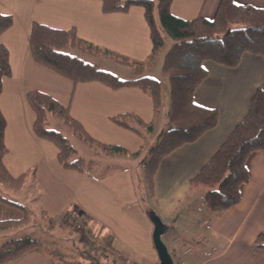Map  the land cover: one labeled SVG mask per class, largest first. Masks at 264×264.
<instances>
[{
  "label": "crops",
  "instance_id": "1",
  "mask_svg": "<svg viewBox=\"0 0 264 264\" xmlns=\"http://www.w3.org/2000/svg\"><path fill=\"white\" fill-rule=\"evenodd\" d=\"M232 1L235 5L264 9V0ZM219 2L172 0L170 12L181 19H193L200 14L211 20ZM0 14L13 18L11 28L0 37V43L9 53L11 68V75L2 80L0 95V111L6 121L4 142L8 149L3 165L11 176L33 172V179L43 191L56 188L63 179L68 178L69 187L77 185L84 196L79 209L74 208L77 210L74 216L82 219L89 228L92 226V230L107 232L109 229L100 216L111 209L116 211L122 206H129L121 204V201L135 200L133 173L138 172L146 190V193L139 192V200L145 204L147 213L165 228L164 234L178 229L183 239L194 241L198 244L196 248L202 251L186 248L179 252L172 248L176 264H264V250L255 247L256 238L264 232V150L252 153L246 160L249 180L239 187L240 200L237 205L219 217H212L200 204L196 206L194 198L182 206L189 195L190 180L242 121L253 93L256 90L264 92V57L243 54L234 69L212 62L203 64L208 76L195 90L194 103L216 109L218 123L199 140L177 149L161 161L154 177V195L150 197L144 181V165L170 128V101L168 109L164 111L161 103L159 114L154 117L151 100L137 88L112 90L99 83L74 85L37 65L31 57L28 44L31 25L38 23L58 30L74 28L79 38L99 48L133 60L147 59L151 44L143 10L132 7L126 13L104 14L99 0H0ZM101 59L102 56H87L85 62L101 68ZM132 76L128 78L131 80ZM30 91L45 93L68 106L71 117L94 140L125 149L128 154L119 156L124 157L123 164L128 167V172L120 171L119 176L116 174L106 184L105 178L92 180L85 173L63 170L57 162L55 146L34 134L35 116L26 100V94ZM78 105L84 107L82 115L78 112ZM122 114H133L146 124L152 123L153 131L145 137L146 143L142 140L143 131L142 137H139L111 123L112 117ZM87 120L92 123L86 124ZM118 177L120 184L116 180ZM121 185L126 187L125 193L120 189ZM106 188L116 205L111 206L104 199L103 190ZM137 202L138 198L130 206H136V220L141 216L148 231V218L141 214ZM128 218L132 219V216H118L121 221ZM144 248H147L148 262L159 264L148 239ZM29 253L5 264H30L28 261L20 262Z\"/></svg>",
  "mask_w": 264,
  "mask_h": 264
},
{
  "label": "trees",
  "instance_id": "2",
  "mask_svg": "<svg viewBox=\"0 0 264 264\" xmlns=\"http://www.w3.org/2000/svg\"><path fill=\"white\" fill-rule=\"evenodd\" d=\"M99 1L104 14L126 13L132 7H140L143 10L151 44L146 61L130 60L128 57L99 48L79 38L74 28L58 30L38 23H33L30 28L28 37L30 54L37 65L74 85L99 83L112 90L137 88L149 97L153 115L157 117L161 104L160 83L155 79L143 77L142 73L144 66L152 64L164 47V36L173 42L162 62V71L170 86V128L164 133L152 151L149 161L144 165V181L149 196L153 197L154 177L161 161L177 149L196 142L218 123L219 114L216 109L204 108L194 103L195 90L208 76L203 64L212 62L227 69H234L239 65L243 54L264 57V9L235 5L232 0H220L215 16L211 20L200 14L193 19H181L170 12L172 0ZM12 24V16L0 14V37ZM76 52L102 56L135 68L136 78L119 80L99 67L85 62ZM10 75L9 53L0 43V95L2 80ZM26 100L35 116L33 123L35 136L55 146L57 162L63 170L83 174L84 161L75 156L76 150L62 134L47 127L51 119L60 121L71 134L88 146L94 147L96 151L117 155L128 154L119 146L105 145L94 140L82 125L71 117L68 106L62 105L49 95L30 91L26 94ZM110 121L139 137H142V129L147 133L153 131L152 123L146 124L133 114L118 115L112 117ZM5 128L6 121L0 111V184L18 191L27 177H33V172L13 177L4 167L3 158L8 153L4 142ZM262 150H264V92L256 90L250 98L248 110L242 121L235 126L208 163L190 180L189 195L199 193L202 204L211 216L219 217L239 203V187L249 180L246 160L252 153ZM133 155L136 153L131 156ZM0 206L26 213L22 205L1 196ZM69 215L71 216L66 213L63 216ZM149 215L152 221H157L153 215ZM72 217L76 219L74 215ZM25 222L24 216L19 219L1 217L0 209V232L20 228ZM68 226L78 234L79 240L85 246H90L85 251L86 260L94 262L92 256L107 257V252L115 256L112 236H103L102 245L97 243L96 246V243L89 239L93 232L88 226L83 224L74 227L72 223ZM162 228L164 231L165 228L163 226ZM255 247L264 250V232L256 238ZM39 250L40 243L30 237L0 241V264L15 261L27 252Z\"/></svg>",
  "mask_w": 264,
  "mask_h": 264
},
{
  "label": "rangeland",
  "instance_id": "3",
  "mask_svg": "<svg viewBox=\"0 0 264 264\" xmlns=\"http://www.w3.org/2000/svg\"><path fill=\"white\" fill-rule=\"evenodd\" d=\"M164 41V47L159 52L155 61H153L152 64L145 65L142 73L143 77L155 79L160 83V96L163 111L168 109L170 86L168 79L162 71V62L164 55L173 43L167 36H164ZM76 54L82 56L83 60L85 59L84 61H86V57L89 56L79 52H76ZM137 61H146V58ZM102 62L103 64L100 69L112 74L116 78L124 79L123 81H126L125 79L130 80L128 77L132 75L133 78L131 80L136 78L134 73L135 68L125 64H119L105 57H102L101 61H99V63ZM78 107L80 109L78 112L82 115L81 112L84 107L82 105H78ZM85 123L90 124L92 122L89 123L87 120ZM47 127L59 132L68 140V143L76 150L75 156L83 159L85 176H88L90 179L105 178V183L107 184L109 181L111 182V179H113L116 174H120V171L128 170V167L123 164L124 157L117 154L96 151L94 147L88 146L71 134L68 128L60 121L51 119ZM142 131L144 137L142 140L143 143H146L147 138L145 137H147L148 133L145 129H142L141 132ZM122 173L124 174V172ZM119 179L120 177L116 179L117 182L119 181L118 184L121 182ZM68 180V178H65L61 185L56 186V188L44 189V191L33 177H28L22 188L18 191L0 184V196L11 202L22 205L26 211V213H24L17 209L12 210L6 206H0L1 217L3 218L13 217L19 219L23 216L26 217L25 224L20 228L0 232V241L5 242L17 237H30L40 243L39 251H31L28 255H25V257H23L24 259L20 262L28 261L30 264H150L147 259V248L144 247L147 239L151 242V246L153 247L152 232L154 222L147 213L145 204H142L139 200V192L143 191L146 193V190L144 191V185L141 182L138 172L133 173V195H135L134 199L136 201L138 198L137 205L140 207L141 214L148 218V231L143 225L141 216L136 220V206H130L133 205L131 202L135 200L128 199L127 202L121 201V204L129 206H122V209L116 211L111 209L104 212V216H100L101 220L104 221L103 224L109 229L107 232H100L101 229L92 230V226H90L93 236H89V239L95 242L97 246V243L102 245L104 242L103 236L107 237L110 235L112 236V246L115 251V253H113L115 256L108 254V252L106 253L107 257L102 255L92 256L91 259L94 260V262L86 260L85 258L86 248H90V246H85L79 240L78 234L74 233L70 226H68L69 223H72L74 227L83 224L88 226L82 219L79 220L76 218L74 220L72 217V215L77 214V210L74 208L79 209V205H82L81 203L84 201V196L77 185L74 188L69 187L67 184ZM89 186L90 185H88V187ZM121 186L120 189L125 193L126 187H123V185ZM97 191L102 192L101 190H96V192ZM106 191H108L107 188L103 190L106 202H109L111 206L116 205L113 196ZM144 193L141 195H144ZM193 198L196 199V206L200 204L204 207L200 199V194L196 192L188 195L187 200L185 199L182 202V206H186ZM120 206L121 205H119V207ZM8 212L12 213L13 216H11L10 213L8 214ZM66 213H70L71 216L64 217L63 215ZM120 215L125 218L127 216H132V219L128 218V220L124 219L121 221L118 219ZM66 219H68L69 222ZM113 230L115 232H113ZM98 234H100L101 237H99ZM161 240L166 246L170 256L173 257V264H176V261L172 253V248L177 249L179 252L184 251L186 248H191L193 250L198 249L196 248L198 244H195L192 240L187 241L183 239L182 234H178V229H172L165 234L163 233ZM186 245H188V247H186ZM199 251H201V249ZM203 252L207 253L208 251L206 252L203 250ZM188 264H194V262H189Z\"/></svg>",
  "mask_w": 264,
  "mask_h": 264
},
{
  "label": "water",
  "instance_id": "4",
  "mask_svg": "<svg viewBox=\"0 0 264 264\" xmlns=\"http://www.w3.org/2000/svg\"><path fill=\"white\" fill-rule=\"evenodd\" d=\"M153 222H154L153 225L154 227L152 232V244L157 254L159 264H173L172 258L168 253L166 246L163 244L161 240V236L164 233L162 224L158 220Z\"/></svg>",
  "mask_w": 264,
  "mask_h": 264
}]
</instances>
